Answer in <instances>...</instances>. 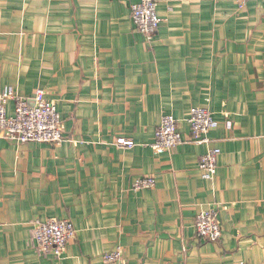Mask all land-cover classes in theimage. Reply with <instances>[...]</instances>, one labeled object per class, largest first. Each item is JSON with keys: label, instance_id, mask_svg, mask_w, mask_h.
<instances>
[{"label": "crops", "instance_id": "crops-1", "mask_svg": "<svg viewBox=\"0 0 264 264\" xmlns=\"http://www.w3.org/2000/svg\"><path fill=\"white\" fill-rule=\"evenodd\" d=\"M156 1L161 26L148 41L121 0H0V86L43 90L66 139L19 144L0 132V264H105L118 248L117 264H264V0ZM194 108L218 122L212 181L199 170L207 147L192 141ZM167 115L183 144L157 155ZM146 177L154 189L131 191ZM208 210L218 243L195 237ZM50 219L76 230L60 260L33 240Z\"/></svg>", "mask_w": 264, "mask_h": 264}, {"label": "built area", "instance_id": "built-area-1", "mask_svg": "<svg viewBox=\"0 0 264 264\" xmlns=\"http://www.w3.org/2000/svg\"><path fill=\"white\" fill-rule=\"evenodd\" d=\"M129 7L130 18L135 30L152 41L159 31L161 19L158 16L156 0H121ZM239 5H245L250 0H235ZM14 102L12 116L8 115V105ZM192 141L195 145L206 146V153L201 157L199 170L204 181L216 178L218 159L221 150L212 148L210 133L218 128L214 114L208 108H194L188 119ZM0 132L4 137L19 144L38 143L60 146L65 142L64 126L57 112L55 102L49 100L43 90H37L30 98L20 97L13 89L0 86ZM120 147L132 148L134 142L128 139L117 141ZM183 144L178 121L170 115L164 116L155 133L152 149L157 155L172 152ZM157 181L153 177L136 180L131 191L140 192L152 190ZM195 237L199 240L218 243L223 238V229L218 213L208 210L200 213L194 224ZM76 237L72 221L67 219H50L46 222H36L33 230V240L37 252L42 257L63 259L68 245ZM124 261L121 248L107 253L103 257L105 264H117ZM237 264H247L239 262Z\"/></svg>", "mask_w": 264, "mask_h": 264}]
</instances>
